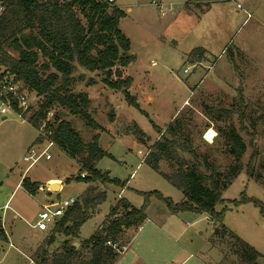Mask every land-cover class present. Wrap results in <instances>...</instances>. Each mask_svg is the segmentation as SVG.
<instances>
[{"label":"rangeland","instance_id":"374dc122","mask_svg":"<svg viewBox=\"0 0 264 264\" xmlns=\"http://www.w3.org/2000/svg\"><path fill=\"white\" fill-rule=\"evenodd\" d=\"M155 1L163 4L166 16L161 15ZM115 6L126 14L120 29L131 41V54L136 56L129 67L133 79L130 94L139 109L130 105L122 93L107 87L102 74L76 65L71 85L62 92L87 96L86 111L97 128L60 106L54 107L46 121L56 127L58 122L53 118L58 115L72 125L86 145L98 136L106 156L95 167L120 185L100 188L77 181L79 160L69 158L57 146L48 149L46 139L36 143L39 133L28 120L31 108H37L41 99L18 83L30 102L24 118L0 100V208L8 201L10 206L5 211L0 209L8 238L7 242L0 241V264H32L43 250L60 249L66 240L63 235H56L50 247L47 241L54 228L34 236L32 226L45 207L72 198L78 201L90 186L97 188V193L105 192L106 200L81 227V240L89 239L109 219L122 190L123 200L138 210L147 200L144 194H149L150 217L166 210L165 201L154 193L179 203L184 197L182 192L146 161L154 144L179 115L181 123L189 122L182 135L190 137L200 154H211L224 168L234 161L226 153L219 130L226 133L235 129L247 145L241 160L244 171L223 193L224 202L215 210L224 213L223 225L229 232L261 255L256 264H264V214L252 202L234 203L245 194L264 207V0H116ZM198 49L205 51L203 57L195 55ZM7 51L18 57L16 51ZM44 62L40 57L39 65ZM4 72L0 67V74ZM209 130L215 136L210 141L205 137ZM32 148L40 152L46 148L51 159L43 157L28 168L30 162L24 157ZM87 157L86 153L80 160ZM249 163L254 168L252 178L245 170ZM160 169L170 172L166 161ZM24 180L41 185L35 195L26 191ZM54 182L61 189L51 192ZM171 219L177 222L179 232L185 233L186 251L194 256L189 264H244L236 253L237 244L211 233L216 226L208 214L187 212ZM80 239L71 241L76 248H80Z\"/></svg>","mask_w":264,"mask_h":264},{"label":"trees","instance_id":"16d2710c","mask_svg":"<svg viewBox=\"0 0 264 264\" xmlns=\"http://www.w3.org/2000/svg\"><path fill=\"white\" fill-rule=\"evenodd\" d=\"M0 4L5 8L0 16V67L5 69L3 75L12 76L16 83L35 92L41 99L37 108H31L32 114L28 120L39 132L36 143L42 142L41 127L56 106L68 109L71 114L87 121L89 126L97 128L86 111L87 96L74 95L67 90L62 92L71 85L77 66L90 73L102 74L107 87L122 93L130 105L139 109L136 99L130 94L133 79L129 67L136 61V56L131 54V41L120 29V23L126 17L121 9L103 0H0ZM8 49L16 51L18 57L9 54ZM197 53L201 57L205 55L202 49L195 51V55ZM40 57L45 59L42 65H39ZM2 99L6 101L9 98ZM11 105L13 110L21 113L17 102L12 101ZM179 117L165 129L146 161L169 184L182 192L184 201L176 204L164 200L160 194L154 195L165 201L172 215L187 212L208 214L216 226L214 236L218 239L230 238L238 246L236 253L240 262L256 264L261 255L229 232L223 225L224 213L215 210L219 203L224 202L223 193L244 171L241 160L247 145L235 129L226 133L219 130V135L225 139L223 146L226 153L234 161L224 168L215 162L211 154H200L190 137L182 135L188 129L189 122L181 123ZM53 120L58 122L57 126L47 123L43 132L62 153L75 161L79 160L81 168L77 181L102 186L120 185L118 180L111 179L108 173L95 167L106 156L99 146L98 136L86 145L69 122L61 121L56 114ZM157 131L161 133L160 129ZM86 153L88 157L80 160ZM163 161L169 164V173L161 171ZM245 170L248 177L254 176L251 163ZM82 174H85L84 178ZM257 181H260L259 177ZM23 186L32 195L41 187L28 180L23 181ZM144 196L147 200L139 210L121 199L118 206L112 209L109 219L89 239L82 241L80 248H76L71 241L79 239L81 227L106 200L105 192L97 193V188L91 187L59 220L47 241V246L51 247L56 242V235H63L66 240L61 248L53 252L43 250L33 262L114 264L120 255L107 243H120L125 231L138 228L146 221L149 194ZM241 197L240 201L234 202L235 205L252 202L264 214V207L259 201L245 194ZM1 220L0 217V241L7 242Z\"/></svg>","mask_w":264,"mask_h":264},{"label":"crops","instance_id":"0c3cea01","mask_svg":"<svg viewBox=\"0 0 264 264\" xmlns=\"http://www.w3.org/2000/svg\"><path fill=\"white\" fill-rule=\"evenodd\" d=\"M186 103L187 101H185L184 104L187 105ZM55 183L56 182H54L51 186L58 185V189L50 190L51 192L61 189V185ZM99 187L101 188L102 185H99ZM85 193L82 194L81 197L85 195ZM183 201L184 197L180 200V202ZM127 203L133 207L129 201ZM6 205H9V201ZM164 205L166 210H163V212L160 213L161 215L155 217H150L149 215V208L152 206L150 205L146 211V221L140 227L129 229L123 233V241H121L119 245L127 246L128 250L121 254L114 264H189L191 262L190 259L191 257L194 258V256H188L186 251L188 246L186 242L183 241L185 233L179 232V228L176 227L177 222L171 219V217H177L180 214L172 215L168 210L167 204L165 203ZM0 209L5 211L4 207ZM183 214L185 215V213ZM186 226L190 225L187 224ZM3 229L5 228L3 227ZM51 229L52 228H50V230ZM34 230L35 231L32 232L34 233V236H37L39 233H43L38 232L36 229ZM211 233H215L214 228H212ZM80 241L82 242L85 240L80 239ZM74 245L75 247L77 246V244ZM31 263L35 264L32 261ZM202 263L206 264L201 261V264Z\"/></svg>","mask_w":264,"mask_h":264},{"label":"built area","instance_id":"2783aa9c","mask_svg":"<svg viewBox=\"0 0 264 264\" xmlns=\"http://www.w3.org/2000/svg\"><path fill=\"white\" fill-rule=\"evenodd\" d=\"M108 5L114 6L116 3V0H103ZM234 1V0H233ZM155 6H157L161 12V15L164 17L166 16V11L163 9V4L160 2H153ZM5 8L2 4H0V16L4 12ZM185 73H188V70L184 71ZM22 88L21 85H18L14 81V78L10 75H3L0 74V100L2 102V105L8 109H12V101H15L18 103L19 109L21 110V116L24 118L25 113H27L30 110V102L28 95L26 94V91ZM6 101L3 100V97H7ZM52 113L48 114L47 119L49 116H51ZM4 118V117H3ZM48 122L44 121L43 125L41 127V136L43 139H46L48 141V149L56 146L55 143L51 140L47 139V136L43 132V129L45 128L46 124ZM39 133V132H38ZM47 149L45 148L42 152H40L37 149L32 148L29 151V155L24 157L25 162H30V165L28 168L34 166L37 164L43 157L46 158V160H50L51 156L46 155ZM83 178L85 177V174L81 175ZM123 191L119 194V198L122 199ZM76 199H70L65 200L59 205H51L49 207H45L42 212L39 214V218L37 220V223L32 226L34 229H36L38 232H47L50 230V228H54L55 225L59 222L60 219L64 217L66 212L71 208L74 204H76ZM4 209H9V205L4 206ZM108 246L112 247L115 252H117L119 255L125 253L128 250L127 246H120L119 243H112L108 242Z\"/></svg>","mask_w":264,"mask_h":264},{"label":"bare ground","instance_id":"6f19581e","mask_svg":"<svg viewBox=\"0 0 264 264\" xmlns=\"http://www.w3.org/2000/svg\"><path fill=\"white\" fill-rule=\"evenodd\" d=\"M205 137H206V139L209 140V141H210L211 139H213V138L215 137V136H214V132H213V130H209Z\"/></svg>","mask_w":264,"mask_h":264},{"label":"water","instance_id":"95a60500","mask_svg":"<svg viewBox=\"0 0 264 264\" xmlns=\"http://www.w3.org/2000/svg\"><path fill=\"white\" fill-rule=\"evenodd\" d=\"M4 119H5V118H4ZM50 188H51V190H56V189H58V185H53V186H51Z\"/></svg>","mask_w":264,"mask_h":264}]
</instances>
